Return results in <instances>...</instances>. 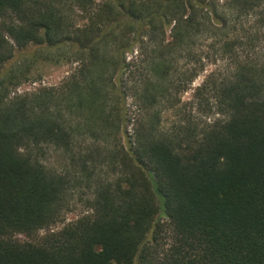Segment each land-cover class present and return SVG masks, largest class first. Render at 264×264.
<instances>
[{
    "label": "trees",
    "instance_id": "trees-1",
    "mask_svg": "<svg viewBox=\"0 0 264 264\" xmlns=\"http://www.w3.org/2000/svg\"><path fill=\"white\" fill-rule=\"evenodd\" d=\"M5 36L33 50L11 61ZM262 39L264 0H0V264H264ZM207 40L229 70L206 69ZM37 59L74 68L10 98ZM46 147L64 174L34 154ZM82 182L90 214L17 239L54 226Z\"/></svg>",
    "mask_w": 264,
    "mask_h": 264
},
{
    "label": "rangeland",
    "instance_id": "rangeland-1",
    "mask_svg": "<svg viewBox=\"0 0 264 264\" xmlns=\"http://www.w3.org/2000/svg\"><path fill=\"white\" fill-rule=\"evenodd\" d=\"M7 46L11 50L13 58L11 61L16 60L20 57V53L24 49V51H28V49H32V47H18L12 40H10L7 36H5ZM202 55L207 60V70L210 69H217L222 72H225L231 68V61L221 53L220 50V41H204L202 44ZM258 47L264 51V39L259 40L257 42ZM242 52H247V47H242ZM240 52V51H238ZM130 58V57H128ZM20 65V72L26 76V80L22 79L23 82L12 89L10 94V98H13L16 95H23V94H30L33 93L35 90L39 88H48V87H55L60 84V82L68 76V74L73 70L74 65L65 63V62H55V61H42V60H34L29 61L26 60L22 62ZM134 75V76H132ZM132 75H129L130 82L128 83L129 93L126 97V105H125V112L124 116L127 122V131L128 134H132V128L136 124L137 120L139 119V110L136 108L134 103L129 99V95L131 94V86L133 85V80H137L140 77L139 70L137 72L134 71ZM203 80V75L199 76L195 82L193 83L192 87L198 86ZM191 92H187L183 96V100H188L190 97ZM174 113L170 110L167 111L161 118L159 130H165L173 125L174 121ZM195 122L200 124V120L195 119ZM82 151L87 150L90 148L87 143H82L79 146ZM35 155L42 161L45 167L54 172V173H63L68 170V156L65 154L64 151L58 150L54 147H46L42 152H39V155L34 152ZM99 175L98 178L101 179H108L112 180L116 175L112 172V169L107 166H101L99 168ZM116 178V177H115ZM95 191V183L92 182L90 186L86 185L85 182H82L79 186L75 187L73 190L68 192V196L66 202L61 210V215L58 222L52 226L49 230L39 232L35 238H29L22 235L17 236V239L21 242L25 241H39L41 237H43L46 233L49 232H57L61 230L65 225L76 221L80 217L84 215H88L91 213L90 209V202L93 199Z\"/></svg>",
    "mask_w": 264,
    "mask_h": 264
}]
</instances>
